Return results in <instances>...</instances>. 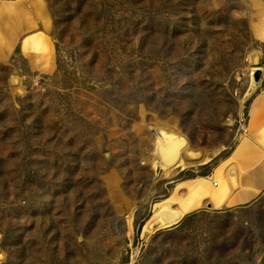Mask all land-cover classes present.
Returning a JSON list of instances; mask_svg holds the SVG:
<instances>
[{
	"label": "rangeland",
	"instance_id": "rangeland-1",
	"mask_svg": "<svg viewBox=\"0 0 264 264\" xmlns=\"http://www.w3.org/2000/svg\"><path fill=\"white\" fill-rule=\"evenodd\" d=\"M262 126L264 0H0V264H264V196L152 219Z\"/></svg>",
	"mask_w": 264,
	"mask_h": 264
},
{
	"label": "bare ground",
	"instance_id": "bare-ground-1",
	"mask_svg": "<svg viewBox=\"0 0 264 264\" xmlns=\"http://www.w3.org/2000/svg\"><path fill=\"white\" fill-rule=\"evenodd\" d=\"M37 8L40 15L45 18L46 12L42 2L38 3ZM45 20L49 21L48 18ZM24 50L30 54L29 60L36 71L43 73L52 71L55 58L53 49L47 42L38 45L34 39L26 40ZM248 134L247 131L245 136ZM160 135L162 136L160 139L162 147L158 155L166 166V173L178 167H187L188 162L184 157L189 147L187 140L174 133L163 132ZM263 157V152L249 138H243L232 156L216 168L213 179L196 177L177 183L172 194L155 205L152 219L156 218L154 221L158 219L162 229H166L186 216L200 211L209 203L215 210L236 208L249 203L256 192L251 193V189H243L235 195L232 191L231 179L238 174L235 169L238 168L242 174V171L260 163ZM157 160L158 158L151 159L152 167H157ZM244 192L246 196L242 197Z\"/></svg>",
	"mask_w": 264,
	"mask_h": 264
},
{
	"label": "crops",
	"instance_id": "crops-1",
	"mask_svg": "<svg viewBox=\"0 0 264 264\" xmlns=\"http://www.w3.org/2000/svg\"><path fill=\"white\" fill-rule=\"evenodd\" d=\"M263 132H264V126H262L259 129L257 128L256 130L253 131L250 140L264 154V142L259 141L262 138ZM235 170L238 171V174L231 179L233 183L232 184L233 188H236L232 190L233 193L235 195H238L240 191H242L243 189H251L252 190L250 191L251 193L256 192V195L251 199V201L245 205L252 204L264 196V157L260 161V163L253 165L249 169L242 171V174H240L238 168ZM244 196H246L245 192L242 193V197Z\"/></svg>",
	"mask_w": 264,
	"mask_h": 264
},
{
	"label": "water",
	"instance_id": "water-1",
	"mask_svg": "<svg viewBox=\"0 0 264 264\" xmlns=\"http://www.w3.org/2000/svg\"><path fill=\"white\" fill-rule=\"evenodd\" d=\"M208 207H209V208L212 207V206L210 205V203L208 204ZM175 208H176V207H174V209H175ZM177 208H179V207L177 206ZM182 221H183V219H182L180 222L174 223L172 226H170V227H168V228H166V229H171L172 227H176V226H178Z\"/></svg>",
	"mask_w": 264,
	"mask_h": 264
},
{
	"label": "built area",
	"instance_id": "built-area-1",
	"mask_svg": "<svg viewBox=\"0 0 264 264\" xmlns=\"http://www.w3.org/2000/svg\"><path fill=\"white\" fill-rule=\"evenodd\" d=\"M249 128H250V127H249ZM247 131L249 132L248 128H247V129H245V132H246V134H247Z\"/></svg>",
	"mask_w": 264,
	"mask_h": 264
}]
</instances>
